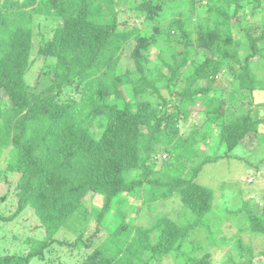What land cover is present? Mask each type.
I'll use <instances>...</instances> for the list:
<instances>
[{"label":"trees","instance_id":"16d2710c","mask_svg":"<svg viewBox=\"0 0 264 264\" xmlns=\"http://www.w3.org/2000/svg\"><path fill=\"white\" fill-rule=\"evenodd\" d=\"M119 1H0V182L16 176L17 201L11 215L0 211V222L30 209L38 220L34 228L42 231L41 239L27 238L25 252L0 255V264L43 260L55 244L62 254L55 253L52 264H69L80 250L84 253L75 264H151L165 255H173L175 264H211L209 253L197 254L204 245L193 232L205 231L206 246L232 241L250 256L241 232L264 235V219L250 213L236 233L223 234L212 219V189L195 180L203 164L229 157L241 141L255 145V137L263 135L264 101L229 113L233 93L218 88L215 78L229 71L240 93L264 89V71L258 70L264 67V0H206L210 15L195 38L181 16L166 26L156 24L152 34L120 26ZM126 1L148 20L163 8L160 0ZM248 12L260 13V20L243 29ZM35 15L50 19L48 37L34 34ZM176 31L182 50L150 58L156 35L170 42ZM127 44L134 67L117 71ZM194 54L198 61L190 59ZM36 57L46 61V69L29 84ZM252 58H260V65L253 67ZM41 73L48 83L37 89ZM163 89L175 91L177 102L169 105ZM196 100L203 101L201 114L181 136L180 124L194 115L190 107ZM213 126L225 151L198 160L196 144L206 136L201 129ZM158 152L167 161L154 168ZM131 171L136 175L128 177ZM88 193L100 196V207L85 205ZM171 197L181 203L177 220L156 215L143 225L127 216L138 210L135 199L151 208ZM91 217L94 228L88 235L80 227L73 239L58 238L63 227L75 228ZM258 254L264 264V248ZM226 264L255 263L247 258Z\"/></svg>","mask_w":264,"mask_h":264},{"label":"rangeland","instance_id":"374dc122","mask_svg":"<svg viewBox=\"0 0 264 264\" xmlns=\"http://www.w3.org/2000/svg\"><path fill=\"white\" fill-rule=\"evenodd\" d=\"M1 1V0H0ZM134 4H138L143 0H128ZM158 0H155V2ZM163 4V8L158 11L154 19L148 20L144 13L139 10L131 9L126 0L119 1L120 11L118 14V20L120 26H137L145 34L154 33V26L160 24L166 26L171 21L172 17L181 16L185 20L184 28L186 31L191 32L192 37L195 38L198 26L205 23L210 15L208 11V5L206 0L201 2H189L188 0H160ZM242 27L243 29L249 28V25L254 21L255 24L260 20V13L249 14L243 13ZM49 20L44 15H35L32 20V30L36 36L41 32L45 37H48L51 32L46 26L50 25ZM50 32V33H49ZM175 33V34H174ZM172 41L168 42L163 39L160 35H156L153 46L149 48L148 55L150 58L156 55L169 58L171 53L181 51L183 45L177 42L178 32H174ZM241 45L245 44V37L241 36ZM38 41L37 39H34ZM35 44V43H34ZM127 48L121 54L120 60L117 63V71L124 72L127 69L134 67V62L130 58L131 44L126 45ZM125 46V47H126ZM245 46V45H243ZM261 46L264 43L261 42ZM175 47L177 49L175 50ZM34 45V52L36 51ZM36 53V52H35ZM194 61L199 60V55H192ZM34 66L29 72L30 77L25 75L29 79V84H34L36 80V73L40 70L41 72L46 69V61L35 58ZM261 59L252 58L251 64L253 67L260 65ZM150 66L154 64L153 61L148 63ZM186 66V65H185ZM185 66H182L184 70ZM236 67V65H235ZM264 68V67H263ZM263 68L258 70L264 71ZM190 69H188L189 71ZM164 72H167L166 68H163ZM42 81L37 82V89H40L41 85H45L47 82L44 74H39ZM215 80H219L221 83L218 86H225L226 91L233 93V98L228 103L229 113L231 111L242 112L250 106L256 107V103L264 101V89H257L252 94L244 90H238L235 80L232 79V74L229 71H219ZM168 96V104L177 102L175 91H169L163 89ZM211 92H217L212 90ZM4 97V94L0 92V99ZM252 102V103H250ZM204 104L202 100H196L190 108L194 110V115L186 122L180 124V134L186 137L190 129L193 127L194 118L200 116L201 110ZM237 109V110H236ZM264 130V129H263ZM201 132H206V136L203 140H199L196 144V148L200 151L201 160L204 156L217 153V155H223L225 151L224 146L218 145V140L215 135L216 130L214 126L210 131L202 128ZM202 134V133H200ZM258 144L256 145L257 141ZM256 145V146H255ZM255 145L252 143H245L244 141L239 142L231 151L229 157H220L213 161L203 164L199 171L196 181L204 186H207L213 191V207L212 219L215 224H218L222 233L226 236H231L236 233L237 230L247 221L248 213L255 215L256 217H262L264 219V132L263 135L255 137ZM5 153V152H4ZM3 153V154H4ZM3 157V156H2ZM162 161L166 162V156L161 152L157 154L156 163L153 164L154 168H158ZM193 159L189 165L195 164ZM2 162V159H0ZM136 175V171H131L128 177ZM0 182V211L4 216L11 215L16 206L17 201L14 190V180L16 176H10L11 182L2 181ZM5 194V199L2 196ZM128 200H132V197H128ZM85 205L88 208L100 207L102 200L99 195L91 197V193L86 194L84 197ZM133 202V201H132ZM135 206L138 210H131L127 214L128 217H133L137 224H149L152 222L156 215H164L173 220L179 219V210L181 203L175 197L168 198L166 200H159L152 203L151 208L141 207L140 199H135ZM183 217L182 215L180 218ZM133 220V221H134ZM38 223L37 218L31 217L30 209L23 210L18 215L10 220L0 222V255L5 253H21L28 249L27 238L31 235L36 239L42 238V231L39 227L34 228ZM94 220L92 217L88 219L86 224L76 223L75 228L73 226L63 227L60 230L58 238H66L68 240L73 239L77 235L78 228H84V234H89L94 228ZM233 232V233H232ZM205 231L200 229L193 232L192 237H196V241L200 240L204 247H201L200 251H197L198 255H203L205 252L210 254L211 264H226L230 259L244 260L247 258L252 259L255 264H262L263 258L258 254L261 249L264 248V235L259 233H249L242 231L241 236L244 241V245L251 249L252 255L250 256L243 249H239L236 244L231 243L222 246L207 245L205 242ZM53 245L49 255H46L45 259H35L31 264H52L55 261V253H61L62 249ZM246 249V248H245ZM83 254L84 251H75L74 254L68 258L69 264H75L79 260V255ZM64 257V256H63ZM175 257L172 255H165L158 260H152L151 264H175Z\"/></svg>","mask_w":264,"mask_h":264}]
</instances>
